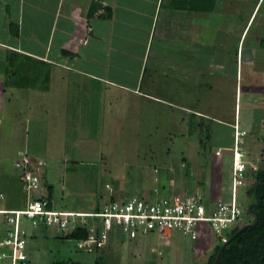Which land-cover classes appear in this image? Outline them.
Returning <instances> with one entry per match:
<instances>
[{"label": "rangeland", "instance_id": "374dc122", "mask_svg": "<svg viewBox=\"0 0 264 264\" xmlns=\"http://www.w3.org/2000/svg\"><path fill=\"white\" fill-rule=\"evenodd\" d=\"M201 3L192 22L189 15L175 16L176 11L165 18L174 19L178 35L188 33L183 41L189 55L181 62V74L171 73L174 80L179 74L184 79L181 86L171 82L172 88H165L182 99L187 111L129 92L122 95L116 88L105 91L108 97L100 92L102 98L93 99L78 73L72 76L53 66L51 72L13 51L8 60L0 57L2 207H25L22 172L28 163L33 172L43 174L37 193L57 210L92 211L113 198L142 196L155 188L160 195L172 189L213 201L229 197L235 146L228 124L235 122V115L239 129H245L239 144L249 149L247 158L264 160V49L259 47L264 39V0ZM200 27L203 44L195 40ZM6 63L15 71L12 80L3 72ZM194 109L204 116L188 112ZM254 179L238 190V197H245V209L254 201L249 193ZM251 214L244 212L245 221ZM4 219L0 215V227ZM20 225L27 237L28 264H206L220 243L208 225L200 227L194 241L176 232L164 237L148 232L136 238L111 232L105 242L85 243L63 239L72 228L61 229L56 222L21 217Z\"/></svg>", "mask_w": 264, "mask_h": 264}, {"label": "crops", "instance_id": "0c3cea01", "mask_svg": "<svg viewBox=\"0 0 264 264\" xmlns=\"http://www.w3.org/2000/svg\"><path fill=\"white\" fill-rule=\"evenodd\" d=\"M189 1L0 0V57L8 60L13 51L34 58L51 72L55 68L71 71L72 76L78 73V80L86 83L93 99L102 98L100 92L106 95L109 88H116L123 91L122 95L129 92L157 103L180 105L187 111L182 99H175L165 88L171 89V82L181 86L184 79L179 75L181 62L189 55L183 41H187L188 33L178 35L174 19L165 22V18L176 11L175 16L189 15L192 22L195 13L201 12L202 0ZM166 5L172 9L165 11ZM168 28L174 30L168 32ZM200 30L202 27L195 40L203 44L198 37ZM177 70L180 74L174 80L171 73ZM3 72L7 80L15 75L9 63ZM6 86L11 88L9 83ZM234 120L239 126L237 115ZM228 125L231 128L232 124Z\"/></svg>", "mask_w": 264, "mask_h": 264}, {"label": "built area", "instance_id": "2783aa9c", "mask_svg": "<svg viewBox=\"0 0 264 264\" xmlns=\"http://www.w3.org/2000/svg\"><path fill=\"white\" fill-rule=\"evenodd\" d=\"M242 134L244 131L235 130V141L239 140ZM30 164L28 163L22 172L24 188L28 195L24 208L2 207L4 193L0 185V215L5 217L4 225L0 227V264L29 262L26 252L27 237L20 225L21 217L33 221L40 220L45 224L56 222V226L61 229H73L77 225L75 215L80 213L47 207L48 202L40 191L37 193L38 181H41V178L37 171L33 172L34 167ZM244 168L243 162L238 159L234 161L229 197L224 200L213 201L196 192H175L172 189L160 195L155 188L147 193L146 197L132 195L127 199L114 198L99 210L85 212L82 216L86 218L79 220L78 224L84 221L90 234L89 239L100 242H105L111 232L124 238H136L148 232L164 237L176 232L194 241L203 225H208L217 238L225 242L228 238L224 232L232 231L237 224L245 222L243 214L246 209L238 197L239 188L245 185ZM168 242L166 237L164 243Z\"/></svg>", "mask_w": 264, "mask_h": 264}, {"label": "trees", "instance_id": "16d2710c", "mask_svg": "<svg viewBox=\"0 0 264 264\" xmlns=\"http://www.w3.org/2000/svg\"><path fill=\"white\" fill-rule=\"evenodd\" d=\"M193 1L194 0H190L189 2H193ZM259 47L261 49H264V39L260 41ZM224 65H227V64H224ZM191 114L196 117L195 112ZM201 116H204V115H201ZM207 118L211 119L209 117ZM213 120L214 119H212V121ZM230 129L232 130V128ZM260 135H261L260 139L264 143V129H263V133ZM38 174L40 177L43 176L41 171L40 173L38 172ZM251 174H253L256 181H264V163H259L258 169L253 172L250 171V175ZM46 192H47V197L50 198L52 195V188L50 185L46 187ZM249 193L254 195V183L249 186ZM256 194H257V200L260 202V204L252 206V207H253V210H255L256 212L257 222L253 225L246 226L243 230L239 232L238 230L242 227L243 223L237 224L232 231L226 230L224 232V235L228 239L232 235L233 237L231 238V240H229L226 243L217 264H264V183L257 188ZM146 196L147 194L146 193L144 194L143 192V195L140 197H146ZM244 198H241V199L244 200ZM254 203H256L255 197H254V201H252L251 204H254ZM47 207H52V203L48 202ZM99 209H101V206L95 207V210H99ZM63 211H68V210H63ZM253 219H254V216L253 214H251L250 222H252ZM244 220H245V216H244ZM89 235L90 234H89L87 225L82 223L80 225L77 224L75 229L65 233L62 238L66 239L67 241H73L75 243H85L86 241L89 240ZM219 242L220 243L216 244L213 254H211L208 257L206 264H213L216 253L218 252L220 245L223 243V241L221 240Z\"/></svg>", "mask_w": 264, "mask_h": 264}, {"label": "clouds", "instance_id": "9594fccd", "mask_svg": "<svg viewBox=\"0 0 264 264\" xmlns=\"http://www.w3.org/2000/svg\"><path fill=\"white\" fill-rule=\"evenodd\" d=\"M236 126V127H235ZM231 128H232V132H233V139H232V147H234L235 146V148H233L232 149V156H233V150H234V153L236 154V153H240L241 155H239L238 156V160L239 161H241V162H243L244 163V165H245V185L243 186V187H240V188H245L246 187V185H247V183H248V181H249V179L253 176V174H251L250 175V171L248 170V168H250L251 169V171L253 172V171H255V170H257L258 169V167H259V161L257 162V160H255L254 158H252L251 160L249 159V158H247V154H249L248 153V150H246L244 147H242L240 144H239V140H236L235 141V138H234V136H235V130H238V131H244V134H245V130H241V129H239V126H238V123H233L232 125H231ZM244 134H242V135H240V137L238 138V139H240L241 138V136H243ZM246 152H247V154H246ZM231 156V163H232V166H233V163H234V161L236 160V159H234L233 157ZM231 174H232V169H231ZM230 179H231V177H230ZM254 181H255V179L253 180V182H252V184L254 183ZM248 186V185H247ZM254 189H255V186H254ZM257 192V191H256ZM254 196H255V193H254ZM240 198V197H239ZM241 199V198H240ZM241 201L243 202L244 200L243 199H241ZM243 204H244V202H243ZM251 204V203H250ZM256 205V204H255ZM253 206V205H252ZM248 207H249V205L246 207V210L247 211H249V212H251L249 209H248ZM252 209H253V207H252ZM57 210V209H56ZM92 210H94V209H92ZM90 211V210H89ZM89 211H73V212H75V213H85V212H89ZM252 214H253V212H251ZM253 216H254V214H253ZM75 218L79 221V220H81V218H86V217H84V216H82V215H75ZM254 218H255V216H254ZM245 221V220H244ZM253 221H254V219H253ZM252 221V222H253ZM246 222V223H245ZM243 224H242V227L243 226H245V225H247V224H250V223H252V222H250V220H247V221H245ZM250 222V223H249ZM78 223H80V222H77V224ZM78 225H80V224H78ZM76 227V226H75ZM75 227L73 228V229H75ZM72 229V230H73ZM71 231V230H70ZM26 252H27V255H28V257H29V253H28V249H27V244H26ZM29 261H30V258H29Z\"/></svg>", "mask_w": 264, "mask_h": 264}, {"label": "water", "instance_id": "95a60500", "mask_svg": "<svg viewBox=\"0 0 264 264\" xmlns=\"http://www.w3.org/2000/svg\"><path fill=\"white\" fill-rule=\"evenodd\" d=\"M257 187H258V184L255 185V189H254V190H255V192H254V193H255V197H257V194H256ZM259 204H260V202L257 201V204H256V205H259ZM251 208H252V206H249V207H248L249 210H251ZM253 214H254V216H255L254 221H253L252 223H250V224H247V225L241 227V228L238 230V232L241 231V230H243L246 226L253 225V224H255V223L257 222V215H256V212L253 211ZM232 237H233V235H232L231 237H229V239H228L227 241L223 242V243L220 245V248H219L218 252L216 253V256H215V259H214L213 264H217V263H218V261H219V259H220V256H221V254H222V252H223V249H224L226 243H227L229 240H231Z\"/></svg>", "mask_w": 264, "mask_h": 264}, {"label": "flooded vegetation", "instance_id": "af4514ba", "mask_svg": "<svg viewBox=\"0 0 264 264\" xmlns=\"http://www.w3.org/2000/svg\"><path fill=\"white\" fill-rule=\"evenodd\" d=\"M260 163H264V160H260ZM263 183H264V181H256V180H255V181H254V186H255L256 184H258V187H259V186H261ZM258 187H257V188H258ZM254 192H255V190H254ZM254 197H255V196H254ZM255 201H256V203H254V204H249V206H252V205L255 206V204H257V201H258V200H257V197H255ZM250 211H251V212H253V211L255 212V210H253L252 208H251Z\"/></svg>", "mask_w": 264, "mask_h": 264}, {"label": "bare ground", "instance_id": "6f19581e", "mask_svg": "<svg viewBox=\"0 0 264 264\" xmlns=\"http://www.w3.org/2000/svg\"><path fill=\"white\" fill-rule=\"evenodd\" d=\"M239 155H240V153H239ZM234 159H238V153H234V150H233V156H232ZM67 212H73V211H67ZM79 215H85L84 213H82V214H79Z\"/></svg>", "mask_w": 264, "mask_h": 264}]
</instances>
